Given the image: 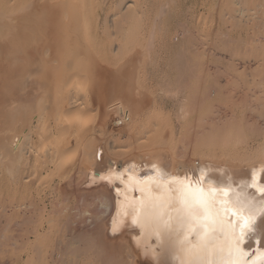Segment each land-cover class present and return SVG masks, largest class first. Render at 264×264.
<instances>
[{"label":"bare ground","instance_id":"1","mask_svg":"<svg viewBox=\"0 0 264 264\" xmlns=\"http://www.w3.org/2000/svg\"><path fill=\"white\" fill-rule=\"evenodd\" d=\"M171 1L150 13L132 0L100 30L87 0H4L0 245L10 255L25 250L17 264H144L145 255L179 264L178 233L161 242L132 226L136 181L114 182L118 168L136 174L139 161L153 178L144 186L171 196L173 209L182 206L181 186L215 190L220 219L235 224L248 257L253 247L264 264V0H226L220 8L232 29L255 31L249 41L221 33L228 65L211 60V39L196 22L166 16ZM158 101L162 109L164 101L177 104L173 120L156 112ZM40 185L49 188V204ZM189 240L198 242L194 232Z\"/></svg>","mask_w":264,"mask_h":264},{"label":"snow or ice","instance_id":"2","mask_svg":"<svg viewBox=\"0 0 264 264\" xmlns=\"http://www.w3.org/2000/svg\"><path fill=\"white\" fill-rule=\"evenodd\" d=\"M129 180H132L131 176ZM152 180V177L144 181L136 180L138 190L148 192V195L129 202L134 213L133 222L142 230L152 231L161 242L166 235L178 233L173 245L174 252L182 257L179 264H235L234 261L225 260V255L231 256L240 241L235 237V224H226L220 219V211L216 208V191L181 186L176 191L180 193L178 199L182 206L173 209L171 196H152L144 186ZM261 181L264 182V174ZM256 183L253 176V185ZM259 190L264 192V187ZM192 232L198 241L195 244L189 240V233Z\"/></svg>","mask_w":264,"mask_h":264},{"label":"rangeland","instance_id":"3","mask_svg":"<svg viewBox=\"0 0 264 264\" xmlns=\"http://www.w3.org/2000/svg\"><path fill=\"white\" fill-rule=\"evenodd\" d=\"M87 1H89V6H90V10H92V13H93V15L96 17V19H97V22H98V27H99V29L101 30L102 29V21H103V19L106 17V16H109V15H111V14H114V12L115 13H119V12H125V11H127L128 10V8H129V6L131 5V2H132V0H125V2H124V0H87ZM142 5H143V9L145 10V11H147V12H150V13H153L155 10H157V8L159 7V5H160V3L161 2H163V1H165V0H143V1H141V0H138ZM225 1L226 0H172L171 2H170V4H169V6H167L166 8H165V10H166V16L168 17V18H174V21H176V20H179V19H182V20H186L187 22H193V23H195L196 22V25H197V28L200 30V32L202 33V34H204L206 37H208L209 39H211V46L214 48V54L212 55V57H211V60L212 61H214V62H217V63H221V65H228L227 64V62H229V55H230V53H229V45L228 44H225L224 43V41H222V40H224L225 39V37L221 34V33H226V31H227V35L228 36H242L243 38H245V39H247L248 41L250 40V38L252 37V36H254V33H253V29H251V28H248L247 26H239L238 28H235V29H232V27H231V24H230V21L229 20H227L229 17L226 15V16H224V15H221L220 13H219V10H220V8H222L223 7V5H224V3H225ZM123 3V4H122ZM129 3V4H128ZM222 3V4H221ZM6 4H9V6H10V3H6ZM6 4H4V0L2 1V0H0V11H3L4 12V7H6V6H8V5H6ZM5 5V6H4ZM214 5V10H213V12H212V14H211V16H210V19H208L207 17H205V15H207L209 12V10H210V8L212 7ZM115 6V7H114ZM127 6V7H126ZM120 7V8H119ZM122 7V8H121ZM3 8V9H2ZM7 8H9V7H6V9ZM218 9V10H217ZM153 11V12H152ZM216 13H218V16H216L217 14ZM218 20V21H217ZM226 22V23H225ZM229 22V23H228ZM228 23V24H227ZM224 24H226V25H224ZM229 26V27H228ZM227 27H228V30H226L227 29ZM243 27V28H242ZM240 29V30H239ZM232 30V31H231ZM233 34H232V33ZM255 32V31H254ZM230 34V35H229ZM214 36V37H213ZM218 36V37H217ZM216 41V42H215ZM219 42V43H218ZM224 46H223V45ZM216 46V47H215ZM217 50V51H216ZM223 51V52H222ZM225 51V52H224ZM223 53V54H222ZM225 53V54H224ZM222 54V55H221ZM219 58H221V59H219ZM225 59V60H224ZM1 69H0V98L1 97H3L4 98V66H2V67H0ZM6 80V79H5ZM154 82H152V85H153V87H154V84H153ZM224 83V82H223ZM222 83V84H223ZM151 85V86H152ZM223 98V97H222ZM0 100H2V98L0 99ZM169 103V104H167V103ZM158 103L159 104H161V105H159L158 104V106L160 107L161 106V108H157V110H156V112L158 113V114H160V116H162L163 118H165V116H167L166 117V119L168 118V117H170V118H172V120L174 119V116H175V114H176V112L175 111H177V109L175 110V108L177 107V104L176 103H174V102H172V101H164V103H166V106H164V108L162 109V107H163V105H165V104H163L162 102H160V101H158ZM170 103H172V104H170ZM174 103V104H173ZM163 104V105H162ZM174 106V107H173ZM176 106V107H175ZM159 109V110H158ZM167 109H169V110H167V111H169V112H167L166 110ZM173 109V111L174 112H172L171 110ZM162 110H164V111H166V113L165 112H163V114L162 113H160V112H162ZM166 114V115H165ZM169 114V115H168ZM170 114H171V116L172 115H174V116H170ZM164 115V116H163ZM170 118H168V119H170ZM176 127V126H175ZM176 130L177 129H179V128H175ZM175 130V133H177V131ZM252 144V146H254L253 144L255 143V142H251ZM105 159V160H104ZM105 161V164H107V161H108V159H106L105 157H101V163L102 164H104V161ZM136 162H138V160H136L135 161V164H136ZM140 163H138V164H140L141 165V161H139ZM138 164H136V166H134V170L135 169H138V168H140V167H138V168H136L137 166H138ZM114 167H115V165H114ZM113 167V168H114ZM115 171H117V169H115ZM136 173L138 172V171H135ZM32 183H33V186L34 187H36V184H35V180H32ZM36 183H38V181H36ZM40 183V182H39ZM38 183V184H39ZM41 186V190L42 191H44V192H41L40 190H39V192H41L40 194L41 195H44L45 194V202L47 203V204H49L51 201H52V196L51 195H48V189L49 188H47V187H45V186H43V185H40ZM46 188V189H45ZM34 189V188H33ZM34 191V190H33ZM34 194H36L35 192H33ZM47 198V199H46ZM4 202H5V197H4V173H1V168H0V205H3L4 206ZM49 202V203H48ZM6 203H8V202H6ZM11 209V208H10ZM12 209H13V207H12ZM15 213H16V211L15 210H13ZM87 214V213H86ZM89 214V213H88ZM3 214H2V212L0 211V227L4 224V221L2 220V219H4V215L2 216ZM16 216V215H15ZM116 222V221H115ZM3 223V224H2ZM117 223V222H116ZM116 225H119V222L116 224ZM119 226H121V224L119 225ZM126 226V225H125ZM122 226V227H124V229H122L121 231L122 232H124L123 233V236H124V234L126 233V231H127V233L128 232H130V231H128V230H125L126 229V227H128V226ZM114 227V226H113ZM119 229V231H120V228H118ZM118 229L116 230V231H118ZM129 230H130V227H129ZM115 231V232H116ZM12 233V232H11ZM112 234H113V232H111ZM127 233H126V235H125V237L127 238L128 236H127ZM110 234V233H109ZM116 234V235H115ZM119 234H121L120 232H119ZM129 234V233H128ZM114 236H115V238L114 237H109V238H111L112 239V241H114V239L115 240H117L118 239V233H114ZM29 239L28 238H26L28 241H32V235H29ZM129 238V237H128ZM134 238V237H133ZM26 240V241H27ZM119 240V239H118ZM27 241V242H28ZM111 242V241H110ZM140 241H138L137 240V244L140 246V243H139ZM3 243H4V240H3ZM151 244H154L155 246H157V243L156 242H152ZM4 246V244H1L0 245V264H17L18 262V260L16 261V259L19 257V256H23L24 254L26 255V253H25V250L22 252V249H20L18 252L17 251H15V252H17V253H15V254H17V256H15V257H13L15 254H14V252H13V255H12V257H11V255L9 254V252L7 253V254H9L10 256H8L6 253H4V248H2L3 246ZM138 246V249H139V251H140V249H141V246L139 247ZM151 246H153V245H151ZM155 246H153V247H155ZM239 246V247H238ZM152 247V248H153ZM151 248V249H152ZM24 249V248H23ZM158 250V248L156 247V248H154L153 249V251L155 252V251H157ZM237 249H239V251H233V253H232V255L231 256H229V257H234L233 259L232 258H228V259H225V260H227V261H234L235 262V264H260V260H258V259H260L259 257H257L256 256V254H251V255H253V256H251L250 255V257H248V253L244 250V248L241 246V243H239L238 245H237ZM236 250V249H235ZM241 250V251H240ZM243 250H244V252H243ZM138 251V252H139ZM239 252V253H238ZM241 252H243V253H241ZM18 253H21V254H18ZM24 253V254H23ZM140 253V252H139ZM142 253V252H141ZM245 253H246V255H245ZM154 254H156V253H154ZM235 254V255H234ZM241 254H242V256H241ZM5 255V256H4ZM7 255V256H6ZM24 255V256H25ZM167 257H169L168 256V254H165ZM164 255V256H165ZM234 255V256H233ZM244 255L246 256V257H244ZM158 256H159V253H158V251H157V256H155L156 258H158ZM163 256V259H165V258H167V257H164ZM226 257H228L227 256V254L225 255ZM17 257V258H16ZM254 257H256V258H254ZM10 258H12V259H10ZM16 258V259H15ZM258 258V259H257ZM14 259H15V261H14ZM88 260H90V259H88ZM87 260V261H88ZM155 260V259H154ZM165 261H170V259L169 258H167V259H165ZM164 261V262H165ZM3 262V263H2ZM88 263V262H87Z\"/></svg>","mask_w":264,"mask_h":264},{"label":"water","instance_id":"4","mask_svg":"<svg viewBox=\"0 0 264 264\" xmlns=\"http://www.w3.org/2000/svg\"><path fill=\"white\" fill-rule=\"evenodd\" d=\"M138 168V167H137ZM122 170V168H118V171L116 172V174L115 175H113V177H115V180H114V182H116V183H119V184H121V183H124V179L125 178H129L130 176L132 177V179L134 180V181H136V180H141V181H144L146 178H148V177H151L150 176V170H146V169H143V166H141V168H139V169H135V171H138L136 174H131V172H129V171H126L125 173H123V174H120V171ZM124 177V179H122L123 177ZM118 180H121V183L118 181ZM195 180V181H194ZM194 180H192V183H194V182H196V183H198V181H197V179L195 178ZM198 180H200V178L198 179ZM103 181L105 182V183H111V179L109 178V177H104V179H103ZM236 185V184H235ZM198 186L200 187L201 186V184H199L198 183ZM128 187V186H127ZM249 187L251 188V187H253V176H252V178H251V181L249 182ZM129 190H131L132 191V193H133V198H138L139 197V194H138V189L136 188V187H131V188H129ZM263 193V192H262ZM232 214V213H231ZM130 223L132 224V226H134V222H132V221H130ZM249 242L248 241H245L243 244L244 245H246V244H248ZM254 250V248L253 247H251V251H250V253L252 254V251ZM143 263L144 264H172L170 261H162L160 258H158V259H156V261H153L152 260V257H150L149 255H145L144 257H143Z\"/></svg>","mask_w":264,"mask_h":264}]
</instances>
